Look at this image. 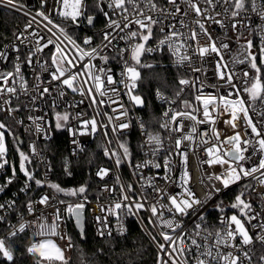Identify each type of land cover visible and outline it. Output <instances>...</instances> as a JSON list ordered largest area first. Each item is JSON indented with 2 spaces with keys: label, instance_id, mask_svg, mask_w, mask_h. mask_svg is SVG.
Wrapping results in <instances>:
<instances>
[{
  "label": "snow or ice",
  "instance_id": "1",
  "mask_svg": "<svg viewBox=\"0 0 264 264\" xmlns=\"http://www.w3.org/2000/svg\"><path fill=\"white\" fill-rule=\"evenodd\" d=\"M181 3L187 7L182 8ZM165 4L171 7H162L159 0H95L91 6L87 0H53L50 11L45 12L49 0H39V9L33 14L30 6L20 3V0H0V7L31 17L23 32L14 33L19 44L11 48L4 45L3 50H0V63L11 65V70L0 69V112L12 116L24 108L29 113L27 120L30 121L26 130L34 128L41 139L50 140L53 123L47 119L45 109L40 107V102H44L53 111L55 130L66 129L72 137L73 155L85 150L78 137L94 136L102 132L106 139L104 156L117 169L126 165L133 175L138 176L142 181L139 191L132 184L122 183L119 176L115 177L112 186L105 184L99 189L110 198L108 204L97 205L102 213L95 217L100 237L115 239L109 226L110 217L117 221L116 234L123 236L128 231L123 219L128 216L140 218L139 214L144 211L150 213L147 223L159 226V234L164 240V243H158L156 237H152L160 250L157 264H253L256 244L261 249L257 264H264V214L254 211L252 202L245 198V191L250 185H245V190L237 194L230 205L238 214H224L222 201L216 205V210L222 213L218 228L211 229L205 215L199 211L208 201L246 178L251 177L264 187V75L257 64V56L251 51L253 41L245 39L241 53L228 61L225 55L230 49L231 39H219L212 30L213 25L225 33L231 30L237 34L235 38L239 41L243 38L241 29L248 30L251 26L249 9L264 21V0H165ZM53 12L63 20L70 21L75 28L94 27L97 17L103 16L106 28L99 34L101 44L94 45L93 37L87 35L82 43H78L65 26L55 22ZM189 19L191 24L187 22ZM33 23L38 27L43 24L51 35H41L34 29L29 32ZM261 31L264 32V28ZM156 33H159L158 39ZM121 41L126 46L121 47ZM150 41H154V47L150 46ZM29 44L32 47L22 59L19 45ZM45 49H50V55L47 60H42L41 54H44ZM106 50L115 53L111 59L122 61L119 81L114 78L112 68L107 67L110 57L105 54ZM165 51L177 69L183 67L194 75L191 79L178 78L171 97L159 88L156 89L157 98L167 105L158 127L167 133L172 146L165 149L161 133L150 130L140 119L138 127L144 137L140 148L144 156L149 158L134 163L131 145L127 140L120 139L125 135V130L131 129L133 125L128 118V109L120 102L118 85H123V95L128 97L133 107H146L145 98L137 94V88L142 83L141 70L154 69L160 65L145 62V58L149 54H163ZM12 53H16L14 59ZM97 60L102 65L95 63ZM210 60L216 79L222 82V85L212 87H225L223 93H206L205 84L197 75L204 72V66ZM236 63H247L255 70V75L243 70L237 80V74L231 67V64ZM260 63L264 65V35L261 36ZM27 68L32 69L35 81L31 90L25 75ZM163 71H167V68ZM42 73L47 75L46 80ZM190 90L195 93L193 101L184 99ZM69 91L84 99L78 103L67 101L65 97ZM21 96L27 97V102L13 106V100H19ZM85 99L88 107L95 112L90 118H83L86 115L83 111L75 117L67 110L57 111L61 102L67 109L79 107ZM105 106L111 108V114L103 111ZM37 111L44 114H31ZM100 116H104L106 122L101 121ZM222 116L227 117L223 123L233 130L230 135L222 136L216 127ZM71 119L77 120V126L69 124ZM17 123L23 125L24 121ZM203 125L207 127H201ZM238 128H242V131ZM110 134L115 138V144ZM6 135H13L17 140L19 169L25 177L21 193L27 194L34 183L37 188L47 187L58 195L79 198V202L72 203L64 199L55 201L49 194L41 195L36 201L29 199L24 208L32 219L25 221L21 213L16 224L7 223V234L0 235V258L13 264L14 251L8 241L30 230L33 242L26 251L36 258L35 264H69L65 252L74 245L71 237L63 231L62 224L66 218L74 219L81 239L85 238L84 211L89 203L86 195L88 186L85 184L66 189L58 183L49 182L46 177L52 168L48 163L45 165V179L36 178L35 170L29 168L32 157L40 155L36 144L29 146V153L20 150L19 138L2 121L0 169L9 163ZM186 142L189 149H182L181 146ZM193 148H202L206 156L203 164L209 167L218 165L222 169L207 175L210 183L205 185L207 190L203 199L188 186L191 180L187 169L188 151ZM162 152L164 154L160 156ZM173 156L180 157L182 170L178 181L172 178ZM70 167L71 162L65 158L64 172L68 176L72 175ZM150 168H163L166 184L178 183L182 191L170 193L158 186L154 177L143 174L144 169ZM110 173V169L100 167L96 176L104 180ZM15 176L16 168L12 166V176L0 185V193L13 183ZM201 183L204 181L201 180ZM147 189L151 190V200ZM252 190L255 191L254 188ZM261 196L264 198V193ZM165 198L167 202L161 203ZM57 204L65 206L63 213ZM16 206V199L0 203V213L14 211ZM42 208H54L51 218ZM165 213L168 214L167 218ZM194 214V227L190 231L183 218H190ZM0 223H6L5 215H0ZM246 225H251L255 235ZM58 240H65L66 245L61 247ZM185 243L188 244L187 252L181 247ZM80 264H90L83 253Z\"/></svg>",
  "mask_w": 264,
  "mask_h": 264
},
{
  "label": "built area",
  "instance_id": "2",
  "mask_svg": "<svg viewBox=\"0 0 264 264\" xmlns=\"http://www.w3.org/2000/svg\"><path fill=\"white\" fill-rule=\"evenodd\" d=\"M53 0H49V7H46L44 10L45 12L50 11V7L52 4ZM93 3H90V5H93ZM20 3L26 4L30 6V9L32 10L33 14L35 10L39 9V0H20ZM88 3V0H87ZM159 4L162 7H171L170 5L165 4V0H159ZM182 8H186L187 6L181 3ZM0 12H8L11 14L16 15V17L19 19L18 22L15 24L14 29L12 33L8 37H2L0 39V50H3L4 45H8L9 48H11L14 44H19V42L16 40V37L14 33L19 34L20 32L24 31L25 25L29 22L31 19L30 16H24L22 13L15 12L11 9L3 8L0 7ZM248 15L251 17V26L248 30L241 29L242 36L243 38L240 39L239 41L236 40V33H233L231 30L225 31L221 30L219 27L213 25L212 30L214 36L218 37L219 39H224V40H229L231 39V46L230 49L227 50L225 59L228 61H231L234 56H238L242 49L241 45L244 43L245 39H250L253 41V48L251 49L252 53L257 56V64L259 67H261L262 70V75H264V65L260 63V46H261V36L264 35V32L261 31L262 28H264V21L260 20L258 16H256L254 13L251 12V9H249ZM52 17L55 20L56 23L60 24L61 26H65L69 32L70 35L73 36L77 40L78 43H82L83 38L87 36H92L93 37V43L94 45H100L101 44V38H100V33L105 30L106 28V22L105 18L103 16H98L97 20L95 22L94 27H88V26H82L81 28H75L71 25L70 21H65L61 17L57 16L54 12L52 13ZM39 20V18H37ZM188 23L191 24V20L189 19L187 21ZM194 26V25H193ZM51 27V26H49ZM38 31L41 35L44 36H49L51 35L50 33L47 32V30L43 27V24H40L38 27L36 23H33L32 29H29V32L32 30ZM55 31V30H54ZM27 35V33H25ZM157 39L159 38V33H156ZM62 38V37H61ZM29 39H32V37H29ZM150 46H155L154 41L149 42ZM21 49V58L23 59L24 57L27 56L30 48L32 45H19ZM120 46L124 47L125 42L121 41ZM105 54L110 57V63L107 65V67L112 68L114 78L119 81L120 79V71L122 70V61L119 60H113L111 57L115 55L113 51H105ZM12 58H15L16 53H12ZM50 55V49H45L44 54H41L42 60H47ZM127 58V54H126ZM145 62L148 63H155L160 65V67L157 68H162V67H171L175 70L176 72V77L175 79V85L176 81L180 77H185L191 79L192 76L194 75L190 71H186L185 68L181 67L177 69L173 63H172V58L169 56L167 51H165L163 54L161 53H152L146 56ZM97 64H101L102 62L97 60L95 61ZM231 67L234 68L236 74H237V80H239L240 75L242 74L243 70L249 71L250 75L254 76L255 75V70L251 69L250 66L245 63V64H231ZM6 68L7 70H11V65H4L0 63V69ZM204 72H201L197 75L201 77V80L205 84V92L206 93H215L219 91L220 93H223L226 91L225 87L221 86L219 88H213V85H222V82H220L218 79H216L214 72H213V63L211 60L209 61L208 64L204 66ZM39 70V69H37ZM142 71V70H141ZM206 73V76H205ZM25 75L26 78L28 79L29 82V88L31 90L32 85L34 84V76L32 75V69L27 68L25 70ZM42 76L44 79H47V75L42 73ZM121 96H120V102L124 104L125 108L128 109L129 112V119L132 121V128L129 130H125V135L121 136L120 139L127 140L129 144L131 145L132 148V153H133V162L134 163H140L145 159H148L149 157L144 156L143 151L140 148V145L143 142L144 137L141 135L140 129L138 127V120L142 119V114H141V109L140 107H133L132 103L129 101L128 97L126 95H123L124 88L123 85H118ZM175 89V88H174ZM173 89V90H174ZM172 90V89H171ZM173 90L171 93H164L166 96L171 97ZM137 94L138 93V88H137ZM194 90H190V93L184 96V99H188L190 101L194 100ZM153 98L154 100L160 105V108L158 110V122L162 118L163 112L166 110L167 105L164 104L161 100H159L156 96V90L153 92ZM65 99L69 102H79L80 100L84 99V97H81L78 94H73L70 91L67 93V96ZM27 102V97L21 96L19 100H13V106L16 105H23L24 103ZM40 107L44 108L46 111L47 119L49 121H52L53 127H54V118H53V111L52 109L48 108V106L44 102H40ZM115 107V105H113ZM69 111L73 117L77 115V113L83 111L86 113V115L83 118H90L91 116L95 115V112H93L92 108L88 107V101L85 99L84 104L79 105V107H68L67 109L63 105V102H61V107L57 109V111L63 112V111ZM103 111L108 112L111 114V108L105 106ZM33 115H42L44 113H41L39 111L31 113ZM29 115L28 111L25 110L24 108H21V111L13 113L12 116H7L6 113L0 112V121L4 122L5 124L8 125V127L11 129L12 132L17 133L19 139H21L22 143L21 145L19 144V147L22 148V151L25 153L30 152L29 146L32 143L36 144L37 150L40 153L39 156H34L32 157V164L29 165L30 170H35L36 178L39 179H45V165L46 163L51 165L50 157L47 152V150L44 147V142L47 140L41 139L40 136L35 132L34 128L31 131L26 130L29 125L30 121L27 120V116ZM99 119L103 122H106V118L104 116H100ZM227 119L226 116H222L216 124V127L221 131V135L225 134H232L233 130L226 126L223 121ZM23 120L24 124L20 125L17 123V121ZM151 122L155 123V116L150 117ZM157 120V119H156ZM157 122V121H156ZM186 123H190L187 122ZM69 124L73 127L77 126V120L76 119H71L69 121ZM201 127H207V125H203ZM152 131L160 132L161 135L164 137V145L165 149L170 148L172 145L167 139V133H164L163 130L159 129L157 127L156 129H150ZM187 130V129H186ZM237 130L242 131V128H238ZM66 134L67 138V149L68 153L66 154V158H75L80 152H78L76 155L72 154L73 150V145L71 143L72 137L69 135L68 131L65 129L63 130ZM134 134L136 138H130L128 135ZM7 136V135H6ZM113 139V144H115V138L111 137ZM80 140L81 144L84 145L85 149L88 148L90 144H92L95 140H97L102 148V151L104 149V146L106 145V139L102 132H97L94 136H82L78 137ZM136 139V140H135ZM16 140V139H15ZM17 142V140H16ZM7 143V141H6ZM8 146V144H7ZM182 149H189V144L186 142L181 146ZM104 152V151H103ZM163 152L160 154V156H163ZM8 165L5 166V168L0 169V185H3L6 183L7 179L12 176V166H15L16 168V176L13 179V183L8 185L5 188V191L3 193H0V203H6L12 199H16L17 201V206L14 211H8V212H3L0 213V215H5L6 217V223H0V230H4L3 232H0V235H6L7 234V223L10 222L12 224H16L19 220V216L22 213L23 218L25 221L31 220L32 218L27 214L26 209L24 208V204L29 200L32 199L34 201L38 200L41 195L44 194H49L50 196L53 197L55 201L61 200L58 194H56L52 189H49L47 187L44 188H37L34 183L31 185V190L25 194L20 192V188L24 186L25 183V177L23 174L20 172L19 169V163L20 159L18 161H14L13 157L10 155V148L8 146ZM159 159V157L157 158ZM206 159L205 153L203 152L202 148H193L192 150L188 151V161H187V169L188 172L191 176V180L189 183V187L196 193L197 196L201 197L202 199L204 198V193L207 190L205 185H208L210 182L207 181V175L212 174L214 172H220L222 169L220 166H212L209 167L206 164H203L202 161ZM173 169H172V178L174 181H178V177L180 175V172L182 170L181 168V163H180V157L179 156H173ZM247 166V165H246ZM104 167L108 168L111 170V173L108 177H105L104 180H100L96 176V171L98 168ZM52 168V165H51ZM159 172V176H157V173ZM93 178L95 179V186L94 189L96 190L97 194H95L93 197H88L89 203L87 204L85 208V218L86 215L89 218L91 227L94 231V234L97 238H109V237H100L98 235V224L96 222L95 217L102 215L100 208L97 206L98 204H108L110 202V198L108 197L107 193H102L99 191V189H102L105 184H108L109 186H112L115 181V177L119 176L122 183L125 185L127 184H132L133 187L139 191L140 190V181L138 179L137 175H133L132 170L128 166H122L121 168L117 169L116 166L112 161L106 158L105 161H101L97 163L93 169ZM143 174L146 176H151L154 177V182L162 187L165 188L168 192L170 193H179L182 191V189L178 186L177 184H172V185H167L165 180L163 179L164 176V169H155V168H150V169H144ZM259 175V174H257ZM47 180L50 182L52 178V170L47 173ZM201 180L204 181V183H201ZM245 185H250L246 191H245V198L249 201L252 202L253 204V209L254 211L258 213L264 214V198H262L261 194L264 193V187H261L258 185L257 181L251 177L246 178L244 180H241L235 185H232L229 189H227L225 192H222L220 196L214 198L211 201H208L207 204L203 205L200 208V212L203 213L206 217V223L210 226L211 229H216L218 228L219 225V218L222 215L219 211L216 210V205L220 204L221 201L223 202L224 206V214H227L228 216H231L232 214L236 213L238 214L236 209H232L230 205L234 202L235 196L239 194L241 191H244V186ZM217 187H219V184H216ZM255 189L253 191L252 189ZM149 192V199L151 200V190L147 189ZM101 197V199H97V197ZM72 203H77L79 202V198H69V199H64ZM166 198L161 201V203H166ZM58 207H60L61 212L63 213L64 211V205H59L57 204ZM37 207H41L37 205ZM47 215H49V218H51V214L54 211V208H46L43 209ZM150 215L148 212L142 211L139 214L140 218L135 217L137 222L139 223L140 227L142 230L145 232L147 237L150 239V241L154 244L156 247L158 253H159V248L157 247V243H154L152 240V237H156V241L158 243H164L163 238L160 236V231L161 229L159 226H153L149 225L147 223V218ZM166 218L168 217V214L165 213ZM130 216L125 217L123 219V223L128 229V219ZM184 223H186L189 227V230L191 231L192 228L194 227L193 221L195 220V214L190 217V218H183ZM72 221V219H65V221L62 224L63 231L69 236V222ZM253 223H256L253 221ZM109 226L113 230V236H119L116 234V229L118 227L117 221L114 218H109ZM249 228V231L255 235V231L251 228V225H246ZM166 230V229H165ZM127 233V232H126ZM125 233V234H126ZM151 233V235H149ZM124 234V235H125ZM123 235V236H124ZM14 239H24L26 241V249L28 246L31 245L33 242L32 237H31V231H26L24 234H21V237L14 238ZM38 239V238H37ZM13 240V239H12ZM9 242V241H8ZM61 247H64L66 245L65 240H58L57 241ZM71 243L74 245V240L71 238ZM181 247L185 250V252L188 251V244H182ZM73 248H70L66 250L65 256L70 259ZM253 251L256 253V256L254 257L253 264H257L258 261V256L261 254V249L260 245L256 244ZM194 255V252H193ZM0 264H9V262L6 261V259L0 258ZM191 264V262H190Z\"/></svg>",
  "mask_w": 264,
  "mask_h": 264
},
{
  "label": "trees",
  "instance_id": "3",
  "mask_svg": "<svg viewBox=\"0 0 264 264\" xmlns=\"http://www.w3.org/2000/svg\"><path fill=\"white\" fill-rule=\"evenodd\" d=\"M93 1L88 0V5L90 6ZM18 20L14 14L0 12V39L3 36L5 38L8 37L12 33ZM164 68H167V71H163ZM141 73L142 83L138 87V93L146 100V107L140 111L142 120L149 129H156L158 127L160 105L154 100L153 92L159 88L164 93H171L176 87L174 79L176 72L171 67H162L143 69ZM151 116H155V123L151 122ZM14 134L16 137L18 132ZM128 136L131 139L136 138L134 134ZM6 141L10 148V155L14 161H18L20 157L14 136L7 135ZM44 147L49 154L52 165L51 183H58L66 189L77 188L86 184L88 186L87 196L93 197L97 194L94 189L96 181L92 172L97 163L106 160L97 140L75 158L68 159L71 162V176L66 175L64 172V160L68 153L65 132L63 130L56 131L53 127L52 138L44 142ZM20 150H22L21 147ZM59 197L61 199H69V197L63 195H59ZM68 229L69 236L74 240V249L69 259V264H80L81 253L84 254L90 264H157L158 251L134 216H130L128 219L127 233L124 236H114L115 239L112 237L97 238L87 215L85 218V240L80 239L72 221L69 222ZM8 243L14 251L13 264H35L36 258L27 253L24 239H13Z\"/></svg>",
  "mask_w": 264,
  "mask_h": 264
},
{
  "label": "water",
  "instance_id": "4",
  "mask_svg": "<svg viewBox=\"0 0 264 264\" xmlns=\"http://www.w3.org/2000/svg\"><path fill=\"white\" fill-rule=\"evenodd\" d=\"M19 141L22 143L21 139H19ZM21 143H20V145H21ZM84 218H85V211H84ZM72 223H73L75 229L77 230V232H78V234H79V231H80V230L77 228L74 219H72ZM84 231H85V219H84ZM79 236H80V234H79ZM80 239H81V236H80ZM81 240H85V238H84V239H81Z\"/></svg>",
  "mask_w": 264,
  "mask_h": 264
},
{
  "label": "rangeland",
  "instance_id": "5",
  "mask_svg": "<svg viewBox=\"0 0 264 264\" xmlns=\"http://www.w3.org/2000/svg\"><path fill=\"white\" fill-rule=\"evenodd\" d=\"M91 6V5H90Z\"/></svg>",
  "mask_w": 264,
  "mask_h": 264
}]
</instances>
